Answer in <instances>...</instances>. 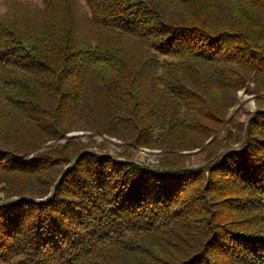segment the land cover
Wrapping results in <instances>:
<instances>
[{"label":"trees","instance_id":"1","mask_svg":"<svg viewBox=\"0 0 264 264\" xmlns=\"http://www.w3.org/2000/svg\"><path fill=\"white\" fill-rule=\"evenodd\" d=\"M27 6L0 13V264H264V110L215 134L264 89V0ZM79 122L163 156L87 151Z\"/></svg>","mask_w":264,"mask_h":264},{"label":"rangeland","instance_id":"2","mask_svg":"<svg viewBox=\"0 0 264 264\" xmlns=\"http://www.w3.org/2000/svg\"><path fill=\"white\" fill-rule=\"evenodd\" d=\"M41 1L42 0H0V13H4L7 10V7L15 6V4L18 3H23L29 6H39L41 5ZM79 3L82 7H85V0H79ZM258 83L263 85L262 88L264 87L263 79H260ZM259 90L260 89L257 88L254 82L250 80L246 81L244 87L237 90L235 101L227 110L225 121L222 124L221 129L215 133L218 138L227 135L229 131V133H231L230 135H235L237 133L235 125L237 123L240 124L243 133L244 127L247 125L251 115L256 111L264 110V89ZM226 130H228V132H226ZM73 133L75 136H71ZM67 137L78 138L79 141L87 145V151H92L99 155H106L119 161L125 160L126 157H129L135 163L140 162L138 165L141 166H154L163 156L162 151L155 147H128L127 142L116 136L93 134L83 122H79L69 133H67ZM215 137L216 136L214 135L213 138ZM211 138L212 137H209L206 142ZM64 141V139H59L57 142L64 143ZM228 141L229 140H226L225 143H228ZM48 144H52V142L49 141ZM181 155L182 158L180 157L179 159V165L181 167L192 169L203 167L206 166L205 164L208 161L206 159V150L202 148L182 151ZM67 166L69 165H66L65 169H67ZM61 175L59 177H61ZM204 175H208V170L204 169ZM18 181L19 180H14L13 182L17 183ZM1 187H4V185H0V188ZM4 194V191L0 189V199ZM171 251L176 252L177 248H172Z\"/></svg>","mask_w":264,"mask_h":264},{"label":"water","instance_id":"3","mask_svg":"<svg viewBox=\"0 0 264 264\" xmlns=\"http://www.w3.org/2000/svg\"><path fill=\"white\" fill-rule=\"evenodd\" d=\"M71 136H75V134L73 133V134H71Z\"/></svg>","mask_w":264,"mask_h":264},{"label":"built area","instance_id":"4","mask_svg":"<svg viewBox=\"0 0 264 264\" xmlns=\"http://www.w3.org/2000/svg\"><path fill=\"white\" fill-rule=\"evenodd\" d=\"M136 163H137V164H139L140 162H139V163H138V162H136Z\"/></svg>","mask_w":264,"mask_h":264}]
</instances>
